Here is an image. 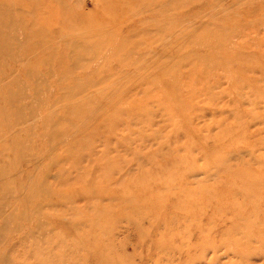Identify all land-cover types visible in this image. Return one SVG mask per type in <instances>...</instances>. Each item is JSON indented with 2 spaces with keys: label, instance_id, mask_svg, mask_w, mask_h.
Instances as JSON below:
<instances>
[{
  "label": "rangeland",
  "instance_id": "rangeland-1",
  "mask_svg": "<svg viewBox=\"0 0 264 264\" xmlns=\"http://www.w3.org/2000/svg\"><path fill=\"white\" fill-rule=\"evenodd\" d=\"M0 264H264V0H0Z\"/></svg>",
  "mask_w": 264,
  "mask_h": 264
}]
</instances>
